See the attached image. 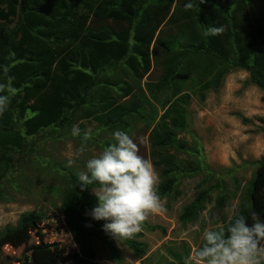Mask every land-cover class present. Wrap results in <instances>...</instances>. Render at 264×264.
<instances>
[{
    "label": "trees",
    "instance_id": "trees-1",
    "mask_svg": "<svg viewBox=\"0 0 264 264\" xmlns=\"http://www.w3.org/2000/svg\"><path fill=\"white\" fill-rule=\"evenodd\" d=\"M185 2H181L183 9ZM172 5L173 0H0V64H6L9 69L8 76L0 74V83L11 84L16 89L10 94L8 110L0 115V179L8 172L11 155L26 145V137L51 126L62 127L68 121L67 111L82 112L84 118L122 129L130 127L131 119L143 118L145 100L140 97L134 95L130 101L118 103L108 93L97 99L93 94L97 85L103 84L98 80L100 75L122 62L138 76L150 71V45ZM185 14L191 33L156 40L168 55L162 84L173 88L186 64L195 61L200 66L198 60L205 58L220 67L210 72L209 79L202 84L201 102L205 101L206 92L216 91L223 77L235 69L246 71L249 84L264 89V0H204L203 3L193 0V7ZM175 17L176 13L170 16L171 23H175ZM90 19L91 23L112 21L127 27L116 31L107 25H87ZM209 25L223 26L224 31L215 37H205L203 33ZM147 87L149 92L153 91L151 85ZM130 93L131 88L121 98ZM190 99L189 94H183L175 101L179 103L177 107L166 100L162 106L168 108L149 135L152 165L160 170L161 182L156 188L160 198L179 196V179L190 172L178 164L175 156L163 153L168 148L194 152L186 142L177 139L178 132L193 134L188 120ZM256 164L264 166V159ZM205 168L207 178L197 186L193 201L183 208L180 216L183 224L212 203L216 190L221 193L214 200L213 210L221 211L229 200L224 189H216L219 181L217 186H204L207 180L217 177ZM66 172L68 186L62 194L60 209L79 247L76 264H97L95 241L106 242L112 256L118 259L112 246L113 237L102 230L105 222L93 221L85 215L86 210L98 203L91 196V191L98 187L89 185L81 190L77 175L71 170ZM251 213L249 203H240L223 228L238 215L248 218ZM36 219L40 217L31 213L22 222ZM141 226L153 228L145 222ZM142 234L138 231L131 238L119 239L136 259L144 258L147 252L146 245L138 240ZM173 257L180 263L183 260L176 254Z\"/></svg>",
    "mask_w": 264,
    "mask_h": 264
},
{
    "label": "rangeland",
    "instance_id": "rangeland-1",
    "mask_svg": "<svg viewBox=\"0 0 264 264\" xmlns=\"http://www.w3.org/2000/svg\"><path fill=\"white\" fill-rule=\"evenodd\" d=\"M182 1L173 0L169 15L155 33L149 49L150 71L138 76L122 62L100 75L98 80L103 84L97 85L93 95L97 99L108 93L118 103L128 102L134 95L145 100L143 118L131 119L130 127L123 130L133 136L139 154L152 163L149 135L168 108L162 104L168 100L177 107L179 103L175 101L189 94L188 120L193 134L178 132L177 139L186 142L194 152L168 148L163 153L175 156L178 164L190 172L179 179L180 195L160 198L161 210L144 221L153 228L140 227L143 234L138 240L147 247L144 258L136 259L124 242L113 238L112 246L118 259L112 256L106 242L95 241L97 264H183L189 253L203 244V230L223 228L240 203H249L252 213L264 219V166L256 164L264 159V89L249 84L246 71L235 69L223 77L216 91L206 92V99L201 102L202 84L209 79L210 72L220 67L217 62L213 65L205 58L198 60L200 66L195 61L186 64L173 88L162 84L168 55L156 42L157 38L187 36L192 31L185 21ZM173 13H176L175 23L169 20ZM92 23L93 26L107 25L116 31L127 27L112 21ZM92 23L90 19L87 25ZM113 83L118 86L108 87ZM148 85L152 86V92ZM129 88L132 93L121 98ZM66 116L68 121L62 127L51 126L26 137V145L11 155L8 172L0 179V264H76L79 247L60 209L62 194L68 186L66 170L76 175L84 171L86 160L98 155L112 142L111 132L116 128L103 126L94 118H84L82 112L67 111ZM73 124H78L82 134H90L84 142L86 151L80 155L77 149L81 141L71 136ZM69 160L73 161L71 166H68ZM205 167L217 177L207 180L204 186H217L220 182L216 189H224L229 200L221 211L213 210L214 200L221 193L216 190L212 203L206 204L204 210L183 224L180 220L183 208L193 201L197 186L207 178ZM154 171L157 188L161 182L160 170L154 167ZM97 190L93 189L91 196L96 197L94 191ZM31 213L40 219L22 222ZM173 254L181 256L182 262Z\"/></svg>",
    "mask_w": 264,
    "mask_h": 264
},
{
    "label": "clouds",
    "instance_id": "clouds-1",
    "mask_svg": "<svg viewBox=\"0 0 264 264\" xmlns=\"http://www.w3.org/2000/svg\"><path fill=\"white\" fill-rule=\"evenodd\" d=\"M183 7L185 11L190 10L193 0H186ZM223 31V26L209 25L203 35L215 37ZM8 72V66L0 64V74L8 76ZM15 91L11 84L0 83V115L8 110L10 94ZM89 135L82 134L78 124L71 126V136L81 141L78 155L86 151L84 142ZM111 140L98 155L86 160L85 170L77 174V181L81 190L89 185L98 187L94 191L98 203L90 211L86 210L85 215L93 221H104L102 230L118 240L137 233L150 214L161 210V201L155 188L154 167L139 154L133 136L116 128L111 132ZM67 163L71 166L73 161ZM250 221L238 215L226 229L205 228L203 244L190 252L183 264H264V219L253 212Z\"/></svg>",
    "mask_w": 264,
    "mask_h": 264
}]
</instances>
